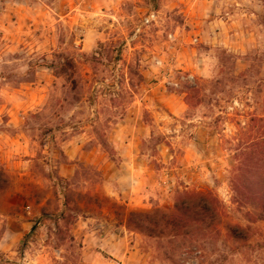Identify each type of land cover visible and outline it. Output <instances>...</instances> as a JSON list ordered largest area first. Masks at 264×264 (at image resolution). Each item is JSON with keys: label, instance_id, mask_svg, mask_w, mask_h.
<instances>
[{"label": "rangeland", "instance_id": "1", "mask_svg": "<svg viewBox=\"0 0 264 264\" xmlns=\"http://www.w3.org/2000/svg\"><path fill=\"white\" fill-rule=\"evenodd\" d=\"M0 119L41 149L29 184L0 159V264H264V212L234 187L264 170V0H0ZM192 190L216 224L128 223Z\"/></svg>", "mask_w": 264, "mask_h": 264}, {"label": "trees", "instance_id": "2", "mask_svg": "<svg viewBox=\"0 0 264 264\" xmlns=\"http://www.w3.org/2000/svg\"><path fill=\"white\" fill-rule=\"evenodd\" d=\"M235 176V189L239 192L242 188L240 182L244 180L245 192L260 202V208L264 212V170L250 169L245 173L243 179L239 173H236ZM187 198H190V201H187ZM220 213L219 200L213 192L205 193L192 190L183 194V199L176 204L173 210L158 209L153 212H132L129 215L128 223L133 224L137 230L150 237L166 233L177 236L208 222L213 225ZM229 230L234 237L239 238L238 226H231Z\"/></svg>", "mask_w": 264, "mask_h": 264}, {"label": "crops", "instance_id": "3", "mask_svg": "<svg viewBox=\"0 0 264 264\" xmlns=\"http://www.w3.org/2000/svg\"><path fill=\"white\" fill-rule=\"evenodd\" d=\"M6 124L7 126L12 125L11 121H8ZM24 124L25 121L18 120V129L13 130L12 132H10V134H7V132H5L0 126V159L6 162L13 160L15 164H18V180H24L26 184H29L33 180L30 166L35 162V158L36 156H38L41 149L32 137L28 128L24 126ZM4 136L10 138V142L9 140H6V137ZM75 141V139L68 140V142L66 143V150H70L67 151V154L70 156V160H74L78 156H80V151H78L77 153L75 151ZM23 186L24 185H18L19 196H26L28 194L29 186ZM23 228L24 227H22L21 225L20 227H18V238H20L19 234L22 235Z\"/></svg>", "mask_w": 264, "mask_h": 264}, {"label": "built area", "instance_id": "4", "mask_svg": "<svg viewBox=\"0 0 264 264\" xmlns=\"http://www.w3.org/2000/svg\"><path fill=\"white\" fill-rule=\"evenodd\" d=\"M155 17H156V15H155V14H152L151 16H149V17L145 20V22H146L147 24H150V23L155 19Z\"/></svg>", "mask_w": 264, "mask_h": 264}]
</instances>
